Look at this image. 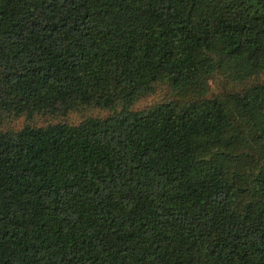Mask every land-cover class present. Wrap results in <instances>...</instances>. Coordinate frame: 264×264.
Returning <instances> with one entry per match:
<instances>
[{
    "label": "trees",
    "instance_id": "trees-1",
    "mask_svg": "<svg viewBox=\"0 0 264 264\" xmlns=\"http://www.w3.org/2000/svg\"><path fill=\"white\" fill-rule=\"evenodd\" d=\"M0 264H264V0H0Z\"/></svg>",
    "mask_w": 264,
    "mask_h": 264
},
{
    "label": "rangeland",
    "instance_id": "rangeland-1",
    "mask_svg": "<svg viewBox=\"0 0 264 264\" xmlns=\"http://www.w3.org/2000/svg\"><path fill=\"white\" fill-rule=\"evenodd\" d=\"M166 91H158L156 94L145 97L141 99L135 106L136 109H142L145 107H149L150 105H153L161 100L165 99ZM96 114L99 115H106L104 112L97 111L95 112ZM79 115L77 114H72L68 119H70L71 122H77L79 120ZM43 121V120H42ZM24 118H21L20 120L17 121L16 127H19L21 124H23Z\"/></svg>",
    "mask_w": 264,
    "mask_h": 264
}]
</instances>
